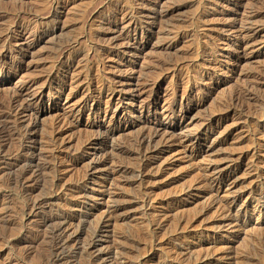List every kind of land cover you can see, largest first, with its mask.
I'll use <instances>...</instances> for the list:
<instances>
[{
    "label": "rangeland",
    "instance_id": "rangeland-1",
    "mask_svg": "<svg viewBox=\"0 0 264 264\" xmlns=\"http://www.w3.org/2000/svg\"><path fill=\"white\" fill-rule=\"evenodd\" d=\"M51 1L0 0V97L19 93L18 108L29 105L23 120L35 124L39 164L54 122L67 132L61 137L65 169L45 170L32 192H20L0 174V264H45L48 232L31 221L41 210L29 212L26 204L46 195L54 199L44 214L64 209L74 216L71 228L83 230L76 244L102 223L97 249L110 253L96 264H264V207L256 205L264 199V0ZM20 21L28 30L15 27ZM241 29L257 36L237 59ZM129 43L142 46L140 54ZM113 88L123 97L112 98ZM238 90L247 94L243 101ZM206 120L210 128L201 126ZM152 125L182 142L198 135L200 154L175 143L155 154V168L146 171L144 159L116 152L115 144L130 145ZM106 132L107 151L95 141L73 156ZM106 155V166L95 167ZM164 161L172 164L165 172ZM126 163L133 171H118ZM197 165L212 166L209 177L231 169L228 190L208 192L198 183ZM56 173L61 188L48 193ZM74 181H86L85 196H73ZM230 203L238 221L218 214V205ZM186 217L189 223L180 225ZM36 231L39 240L29 245Z\"/></svg>",
    "mask_w": 264,
    "mask_h": 264
},
{
    "label": "bare ground",
    "instance_id": "bare-ground-1",
    "mask_svg": "<svg viewBox=\"0 0 264 264\" xmlns=\"http://www.w3.org/2000/svg\"><path fill=\"white\" fill-rule=\"evenodd\" d=\"M59 0H52L51 1V6H53L54 4L58 3ZM52 8V7H51ZM51 10V9H50ZM253 13V12H252ZM36 14V13H34ZM132 14V13H131ZM251 18V17H250ZM249 18V19H250ZM254 18V17H253ZM15 27L20 26L23 27V29H27L28 26L27 24L25 25V23L21 24L20 22H15L14 23ZM23 25V26H22ZM234 26V25H233ZM30 29V28H29ZM136 29V28H135ZM28 30V29H27ZM9 31V30H8ZM26 31V30H25ZM239 33L238 34V40H237V44H238V50L239 53L237 55V59H240V51L243 50L241 49L242 46L244 45V43L246 41H251L253 39H255L256 36L253 34H250L244 30H238ZM13 34V33H12ZM256 40V39H255ZM257 42V41H256ZM246 44V43H245ZM127 46L129 47L128 49L130 50V52H134L135 55L140 54L142 46L134 44V43H129L127 44ZM132 47V48H130ZM244 48V47H243ZM241 49V50H240ZM1 54V53H0ZM243 54V53H242ZM1 56V55H0ZM31 82V81H30ZM29 82V83H30ZM32 84V83H31ZM19 93H16L15 96L11 97V98H3L0 97V174L3 173V171L6 172V174H8V182L10 184H13V188H16L17 190H19L20 192H25V193H29L32 192L38 183V179H40V175L45 172V170H47L48 168H51L54 171H60L61 167L63 166L62 164L64 162L67 161V158L64 157L62 155V153L64 152V143L62 140V135L63 131L61 129V127H59V123L54 122V126L53 129L51 128V132L49 133V135L44 137L47 139V143H48V154L45 155V161L44 163L42 162V164H39L38 161L35 160V156H34V151H33V142H35V124L34 123H26L25 119L23 120L25 113H27L30 110L29 105L24 104L20 109L18 108V98H19ZM110 95V94H109ZM116 95H118L119 98H122L123 96L121 95V92L116 89L113 88L111 90V97H115ZM236 97L239 100L245 99L246 95L245 92L243 91H236ZM12 96V95H11ZM8 97V96H7ZM110 97V98H111ZM241 101V102H242ZM240 102V103H241ZM264 113V112H263ZM65 116V115H63ZM74 116V115H73ZM72 117V116H71ZM264 117V116H263ZM262 117V118H263ZM63 119V118H62ZM77 119V118H76ZM60 120V119H59ZM57 120V121H59ZM61 121V120H60ZM59 121V122H60ZM67 122L69 123L70 121L67 120ZM72 122V121H71ZM70 122V123H71ZM66 123V122H64ZM187 123V122H186ZM59 125V126H58ZM151 126V125H150ZM149 126V130L146 131H142V133H140L135 139H133L132 142H128L131 143L130 145L127 144L126 146L124 145H118L115 144L114 147L116 148V152L120 153V154H127V156H123L121 155V159L126 158L130 155L131 157H137L140 159H144V162L141 164L142 169H145L147 171V169L149 168L150 170L155 168V160L154 156L155 154H159L162 153L164 151H166V149L170 148L173 144L178 143L182 149H180L181 151L185 152V150L189 149L191 154L197 155V153H199L198 151V145H195L194 140H196L199 144V141L201 140L198 135H191V133H189V139H187L186 142H182L179 137L175 134V133H171L169 132L167 129H163L162 132L160 130L155 129V127L152 125V127ZM177 126H181V123H179V125ZM201 126L203 128H210L212 126V122L211 120H206L201 122ZM200 126V127H201ZM58 127V129H57ZM183 127V126H182ZM185 127V126H184ZM65 129V127H64ZM181 129V128H180ZM183 129V128H182ZM179 130V129H178ZM166 132L168 133V136H165L164 134H166ZM161 136V137H160ZM165 136V137H163ZM160 137V139H159ZM108 138H109V134L108 132H106V134L104 133L103 135H101L100 137L97 138H89L88 141L86 140V142L84 144H82V146L78 147V150L76 152V154H74L73 156H81V154L83 153V149L86 148L87 145L91 144L92 142H99V143H103V149L104 150H108L111 146H107V142H108ZM45 141V140H44ZM179 141V142H178ZM83 142V141H82ZM177 144V145H178ZM66 145V144H65ZM113 147V148H114ZM66 148V147H65ZM114 148V149H115ZM177 148V146H176ZM201 148V147H200ZM46 150V148H45ZM110 151H108L107 153H109ZM115 153V152H114ZM186 153V152H185ZM189 153V154H190ZM164 154V153H163ZM190 154V155H191ZM200 154V153H199ZM111 155V154H110ZM241 155V154H240ZM244 155V154H243ZM246 155V154H245ZM248 155V154H247ZM8 156H14L16 159L13 161H9L6 160V157L8 158ZM123 156V158H122ZM165 156V155H164ZM201 156V155H200ZM44 157V156H43ZM112 157V156H111ZM130 157V158H131ZM134 157V159H135ZM190 157V156H189ZM37 158V157H36ZM59 158V159H58ZM129 158V159H130ZM246 158V156H245ZM60 160L59 162H55V160ZM62 159V160H61ZM111 159V158H110ZM109 156L106 155L104 156V158L100 159L98 161V164L95 166H102L108 163V161L110 160ZM128 159V160H129ZM192 159V158H190ZM69 160V159H68ZM133 160V159H132ZM137 160V159H136ZM164 160H166L164 158ZM168 160V159H167ZM171 160V159H170ZM42 161V160H41ZM138 161V160H137ZM195 161V160H194ZM193 161V162H194ZM55 162V163H52ZM121 162V161H120ZM165 162V161H164ZM160 163L159 166L161 167V170L165 172V170L172 165L171 163ZM174 162V161H173ZM124 163V162H123ZM132 163V162H131ZM134 163V162H133ZM175 163V162H174ZM122 164V163H120ZM128 163L123 164L120 166L118 171H122V173L124 171L130 170L131 167L130 165L127 166ZM258 161L255 162L254 165H256L258 167ZM198 166V165H197ZM260 166V165H259ZM64 167H62L63 169ZM65 169V168H64ZM135 169V168H134ZM141 169V170H142ZM160 169V168H159ZM195 169V168H194ZM210 169H212V166L210 165H200L196 168L198 175L200 176L199 178V184L202 186H204L206 188V190L208 192H210L212 195L216 196V194H218L220 191L227 189V187L229 186L226 183V179L228 178V175L230 174V172L232 171L229 168H220L219 172L214 175L213 177H209L207 176L208 171H210ZM257 169V168H256ZM112 170V169H111ZM132 170V169H131ZM234 170V169H233ZM255 170V169H254ZM50 171V170H49ZM133 171V170H132ZM135 171V170H134ZM61 172V171H60ZM115 172V171H114ZM140 172V171H139ZM193 172V171H192ZM261 172V171H260ZM111 173V172H110ZM147 173V172H146ZM145 173V174H146ZM258 173V172H257ZM4 174V173H3ZM112 174V173H111ZM149 174V173H148ZM159 174V173H158ZM213 174V173H212ZM5 175V174H4ZM3 175V176H4ZM56 176V177H55ZM54 176V179L52 180V184L49 186V188L47 187V183H46V187L48 188V193H52V191H54L55 189H60L61 184H62V180L61 178L57 175ZM260 176V175H259ZM43 177V175H42ZM41 177V178H42ZM160 177V176H158ZM6 180V177H4ZM64 178V177H63ZM78 180V179H77ZM235 180V179H234ZM41 181V180H40ZM47 181V180H46ZM155 181V180H154ZM198 181V180H197ZM232 181V180H231ZM5 182V181H4ZM64 182V180H63ZM75 182V181H74ZM234 182V181H233ZM40 183V182H39ZM51 183V182H50ZM86 183V181H76L73 185L74 189V194L73 196L75 198H80L86 195V191L84 188V184ZM170 183V182H169ZM232 183V182H231ZM236 183V182H235ZM4 184V183H3ZM49 184V183H48ZM67 184V183H66ZM7 185V184H6ZM65 185V184H64ZM196 185V184H195ZM12 186V185H11ZM200 187V186H199ZM40 188V187H39ZM45 189V188H44ZM66 189V188H65ZM72 189V187H71ZM40 190V189H39ZM43 190V189H42ZM205 190V189H204ZM228 190V189H227ZM61 191V190H60ZM68 191V190H67ZM188 191V190H187ZM222 191V192H224ZM41 192V191H40ZM184 192V191H183ZM206 192V191H205ZM43 193V192H42ZM54 193V192H53ZM73 193V192H71ZM182 193V192H181ZM32 194V193H31ZM30 194V195H31ZM63 194V193H62ZM183 194V193H182ZM181 194V195H182ZM207 194V193H206ZM33 195V194H32ZM31 195V196H32ZM175 195V194H174ZM180 195V194H179ZM29 196V195H28ZM39 196V195H38ZM218 196V195H217ZM30 197V196H29ZM28 197V198H29ZM34 197V196H33ZM29 198V200L27 201L26 204V208L27 210H29V212H31L32 210L37 209L36 212H38V210L40 211L39 215L37 218H35L34 220L32 219L31 221L33 222H38L37 227L42 228V229H46L48 232V235L46 237V245H45V254L47 256H43L46 257L44 259H42V261H44L45 264H80V260L79 258H77L78 255H80L81 257L85 256L84 262L85 264H96L98 263L103 255L110 253L109 251H104L103 252H99L97 249V236L99 231L101 230V228L103 227L101 224H99L97 226V228L94 230L92 237L89 238V240L83 245L80 243L76 244L79 236L81 235V232L83 231L82 229H72L71 227H73V214L70 212H60V213H55V212H47V213H43L42 209L44 208V206L49 205L50 203H52L53 201V197H49V196H44V197H36V198ZM67 197V196H65ZM172 198V197H171ZM172 200V199H171ZM233 200V199H232ZM238 200V199H237ZM256 200V199H255ZM57 201V200H56ZM66 201V200H65ZM174 201V200H173ZM220 201V200H219ZM253 201V200H252ZM162 202V201H161ZM175 202V201H174ZM26 203V202H25ZM155 203V202H154ZM170 203V202H169ZM212 203V202H211ZM210 203V204H211ZM219 202H216L213 206H216V204H218ZM234 203V202H233ZM251 203V202H250ZM55 204V203H54ZM72 204V203H71ZM76 204H80V203H76ZM163 204V203H162ZM175 204V203H174ZM179 204V203H178ZM209 204V205H210ZM225 204V203H224ZM218 205V209H219V213L221 215H226L228 217H230L232 219V221H238L240 214L239 213H235L232 214L231 212V208L230 205ZM260 204L262 207H264V199L258 201V203L256 205ZM255 205V204H254ZM52 207V205H50ZM69 206V205H68ZM247 206V204H246ZM179 207V206H178ZM65 208H67V206H65ZM69 208V207H68ZM211 208V207H210ZM245 208V207H244ZM249 208V207H248ZM14 209V208H13ZM21 210V209H20ZM45 211V209H44ZM49 211V210H48ZM56 211V210H55ZM245 210H243V212H245ZM242 212V213H243ZM10 213V212H9ZM24 213V212H23ZM12 214V213H11ZM32 214V213H31ZM246 214V212L244 213ZM15 215V214H14ZM25 216V215H24ZM108 216V214H107ZM110 216V215H109ZM108 216V219H109ZM77 217V216H76ZM185 217V216H184ZM188 217H186V219L183 218V220H181V222H179V224L181 225L182 223H189V221L187 220ZM197 218V217H196ZM223 218V217H222ZM80 219V218H79ZM112 219V218H111ZM193 220V218H192ZM107 221L109 222L110 220L104 221L103 223H107ZM230 221V222H232ZM24 223V222H23ZM177 223V222H176ZM175 223V224H176ZM195 223V222H194ZM223 223V222H222ZM163 224V222H162ZM184 224V225H185ZM27 226V224H25ZM78 225V224H77ZM177 226V225H176ZM17 227V226H16ZM160 227V226H159ZM240 227V226H239ZM34 228V227H33ZM75 228V227H73ZM151 228V227H150ZM182 228V227H181ZM187 228V227H186ZM243 228V227H242ZM180 229V228H179ZM189 229V228H188ZM177 230V229H176ZM193 230V229H192ZM33 231V230H32ZM181 231V230H180ZM184 231V230H183ZM42 232H44L42 230ZM149 232L151 234H153L155 231L153 229H149ZM179 233V232H178ZM182 233V232H181ZM45 234V232L43 233ZM127 234V233H126ZM145 234V233H143ZM187 234V232H186ZM130 235V234H129ZM135 235V234H134ZM147 235V234H146ZM175 235V234H174ZM133 236V235H132ZM131 236V237H132ZM148 236V235H147ZM154 236V235H153ZM25 237V236H24ZM89 237V236H88ZM129 237V236H128ZM127 237V238H128ZM140 237V236H139ZM184 237V235H183ZM182 237V238H183ZM263 237V236H262ZM133 238V237H132ZM131 238V239H132ZM144 238V237H143ZM143 238H141L143 240ZM146 238V236H145ZM181 238V236H180ZM188 238V237H187ZM20 239V237H19ZM41 239V238H40ZM124 239V238H123ZM140 239V240H141ZM147 239V238H146ZM186 239V238H185ZM259 240V238H257ZM39 240V235L36 231V233L33 234V236H31V240L29 239L28 243L29 245L34 244L35 242H38ZM80 240V239H79ZM127 240V239H126ZM139 240V239H138ZM165 240V239H164ZM170 240V239H169ZM43 241V240H42ZM132 241H134L132 239ZM257 241V240H255ZM137 242V241H136ZM145 242V241H143ZM171 242V241H170ZM264 242V241H263ZM134 243V242H133ZM138 243V242H137ZM140 243V242H139ZM166 243V242H165ZM174 243V242H173ZM262 243V242H261ZM40 244V243H39ZM150 244V243H149ZM172 244V243H171ZM259 244V243H257ZM135 245V244H134ZM151 245V244H150ZM136 246V245H135ZM141 246V245H140ZM172 246V245H171ZM74 250H72L73 248ZM109 247V246H108ZM166 247V246H165ZM76 248V249H75ZM123 248V247H122ZM152 248V247H151ZM149 247V249H151ZM260 248V247H259ZM27 249V248H26ZM44 250V249H43ZM109 250V249H108ZM198 250H200V248H198ZM28 251V249H27ZM172 251V250H171ZM137 252V251H136ZM152 252V251H150ZM185 252V251H184ZM200 252V251H199ZM259 252V251H258ZM26 252L23 253L24 257ZM174 254V252H173ZM182 254V253H181ZM185 254V253H184ZM242 254V253H241ZM245 254V253H243ZM242 254V255H243ZM147 255V254H146ZM180 255V253H179ZM233 255V254H232ZM246 255V254H245ZM256 254H254L253 256H255ZM264 255V254H263ZM187 256V255H185ZM190 256V255H189ZM188 256V258H190ZM251 253L250 256H248L249 258H251ZM41 257V256H40ZM80 257V258H81ZM144 257V256H142ZM170 257V256H169ZM183 257V256H182ZM238 257V256H237ZM232 258V257H231ZM244 258V257H241ZM240 258V260H241ZM83 258H81L82 260ZM181 259V258H180ZM199 259L201 260L202 263H205L206 261V255H202L201 257H199ZM198 259V260H199ZM237 259V258H236ZM21 260V259H20ZM79 260V261H78ZM170 260V259H169ZM179 260V259H178ZM184 260V259H182ZM187 260V259H186ZM239 261V259H237ZM244 260V259H243ZM79 263H78V262ZM83 261V260H82ZM189 261V260H188ZM209 262V261H208ZM196 264V262H195Z\"/></svg>",
    "mask_w": 264,
    "mask_h": 264
}]
</instances>
